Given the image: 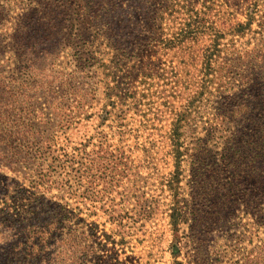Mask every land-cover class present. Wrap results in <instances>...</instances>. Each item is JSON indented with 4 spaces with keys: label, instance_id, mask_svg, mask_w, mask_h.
Returning <instances> with one entry per match:
<instances>
[{
    "label": "trees",
    "instance_id": "trees-1",
    "mask_svg": "<svg viewBox=\"0 0 264 264\" xmlns=\"http://www.w3.org/2000/svg\"><path fill=\"white\" fill-rule=\"evenodd\" d=\"M13 1L17 0L0 3L1 27L11 23L9 7ZM124 2L132 9L123 7ZM214 2L204 0L201 11L187 10L185 24L170 40L157 36L156 29L160 20L177 13L175 8L184 10L173 0L165 2L160 10L149 6L147 0H19L22 11L12 22V32L7 39H0V57L9 47L15 59L12 80L7 82L0 75V167H6L15 175L4 182L0 178V264L88 263L90 251L85 242L90 231L80 232L76 227L83 210L70 208L67 199L77 198L81 187L84 188L79 195L82 203L90 198L94 170L105 174L117 168L127 169L125 162L129 158L125 147L110 151L101 141L93 143L91 137L68 148L59 146L54 136L45 133L47 136L40 138L43 149L50 152L56 146V171L57 168L63 173L69 171L75 177L78 190L71 192L68 187L66 192L69 181L66 178L53 181L52 170L37 175L28 188L17 175L21 167L32 162L28 149L31 141L37 138L27 116L40 88L46 86L47 95L52 93L49 88L55 83L66 89L65 96L56 99L57 132L65 133L74 128L94 96L93 89L86 90L82 83L74 82L78 78H88V71L96 65L110 69L89 51L96 34L107 41L114 66L140 58L147 49L154 50L150 52L153 56L160 53L158 49L169 48L172 44L204 41L202 48L192 51L191 58L194 64L201 66L197 70L201 77L197 83L199 90L193 97L200 99L209 91L217 93L212 114L205 122L210 138L207 141L196 140L189 144L182 141L186 128L193 131L191 119L199 100L185 101L181 110L170 106L166 89L177 76L168 77L163 84L161 80L163 74L173 72V67L165 70L155 63L156 70L140 68L137 72L138 81L145 86L140 101L143 103L151 96L160 99L161 116L157 113L156 120L166 121L163 113L172 118L168 140L175 170L166 186L170 190L179 188L184 172L182 164L186 162L190 167V195L195 205L191 215L192 220H196L194 227L198 228L205 225L200 222L209 217L204 211L208 208L216 220L231 218L237 202L232 203L234 195L244 187L242 179L249 177L258 182V190L245 202L250 204L256 220H264V182L260 183L264 180V11L255 4L249 9L247 22L229 24L224 21L218 25L211 17ZM254 24L256 29L252 30ZM247 32L253 33L254 45L250 42L244 45L234 38L225 42L227 36L243 38ZM65 47L73 51L75 70L66 79L50 76L44 82L39 73L43 63L55 52L57 57ZM236 68L237 85L232 76ZM152 87L156 88L154 92H151ZM114 89L115 86H108L106 94L112 108L117 104L111 97ZM65 98H69L68 101ZM49 100L53 105L55 101ZM70 100L78 111H72ZM152 103L150 100L148 105ZM121 114L123 121L127 112L121 111ZM122 127L125 125L121 123L118 132L121 135L125 133L120 131ZM214 138L219 142L212 145ZM14 140L22 144L14 146ZM171 217L174 225L184 220L180 210L175 208ZM225 227L229 226L225 224ZM258 250L254 248L244 256L246 264H264V248Z\"/></svg>",
    "mask_w": 264,
    "mask_h": 264
},
{
    "label": "rangeland",
    "instance_id": "rangeland-1",
    "mask_svg": "<svg viewBox=\"0 0 264 264\" xmlns=\"http://www.w3.org/2000/svg\"><path fill=\"white\" fill-rule=\"evenodd\" d=\"M147 1L149 6L154 5L160 10L168 0ZM174 1L184 10L175 8L176 14L158 22L157 36L161 39H174V34L179 32L188 18L185 14L187 10L203 9L201 5L204 0ZM0 3L5 4L4 0H0ZM124 3L123 7L132 9L127 7L126 2ZM255 4L259 6L260 11H264V0H215L211 17L218 22V25L224 21L229 24L244 23L247 22L249 9ZM19 5L17 0L9 7L10 11L12 10L9 14L11 23L0 26V39H7L12 32V22L22 11ZM255 29L256 24L252 26V30ZM232 38L244 45L249 42L252 45L255 43L252 32H247L243 38L227 36L225 42ZM104 39L101 35L99 37V34L93 35L94 45L89 51L93 52L99 61L110 66V69L106 70L96 65L88 71V78H78L74 82L82 83L86 90L94 91L93 99L87 103L84 114L76 120L74 128L65 133L57 132L56 99L64 97L66 89L55 83L49 88L52 92L50 95H47L49 92L46 86H42L38 91L27 116V122L33 126L37 138L31 141L32 145L28 149L32 162L21 167L17 178L24 183V187L28 188L37 175L52 170L53 181H59L61 178L69 181L66 192L69 190L68 187H71V192L78 190L75 177L69 171L63 173L59 168L56 171L58 166L56 146L50 152L43 149L40 138L47 136L44 135L45 133L54 136L59 146L68 148L84 143L91 137L94 138L93 143L97 144L101 141L110 151L123 146L129 158L125 162L127 169L117 168L116 171L109 170L105 174L94 170L90 198L82 203L79 195L84 188L81 187L77 198L67 199L70 208L77 210L80 207L83 210L79 218L81 220H77L79 224L76 227H79L80 232L90 231V236L85 242L90 251L87 264H246L244 256L254 248L257 250L264 248V220H256L249 209L250 204L245 202L258 190L256 185L258 182L246 176L242 179L244 187L240 191L241 194L239 192L234 195L232 203L237 202L233 206L234 215L231 218L216 220V217L212 216V210L208 208L204 211L209 217L200 222V224L205 222V225L195 228L196 220H192L191 215V212L195 211V205L192 204L190 195L192 192L190 167L186 162L182 164L184 172L179 188L170 190L166 186V182L172 178L175 170L168 140L172 118L169 114L163 113L162 116H165L166 121L156 120V115L162 108L159 105L160 99L151 96L143 103L140 101L145 86L138 81L137 72L140 68L144 71L156 70L155 63L165 70L174 68L171 74H163L161 84L167 82L168 77L177 76L166 89L170 106L181 110L185 101L190 102L195 98L193 96L199 90L197 83L201 78L198 77L197 70L201 69V66L194 64L191 56L192 51L203 47L204 41L198 44L192 42L172 44L169 48L158 49L160 53H155L153 56L150 52L154 50L147 49L140 58L114 66L111 61L113 53ZM72 54L71 48L65 47L57 57L55 52L46 58L39 72L44 82H46L45 78L50 76L66 79L75 70ZM14 65L13 53L11 48L7 47L0 57V75L6 78L7 82L12 80L11 77L15 73ZM235 73H238V68L232 75L234 84L237 85L239 81ZM23 79L26 80V77ZM108 86H115L111 95L112 101L117 103L115 108L109 106L106 96ZM155 89L152 87L151 92ZM216 96L217 93L209 91L200 99L195 98L194 101H199L192 114L193 131L186 128L182 138L185 144L210 139L207 135L208 131L205 130V122L212 114V107L217 101ZM49 99L55 101L53 105H50ZM68 99L65 98L67 101ZM150 100H153V103L148 105ZM70 101L72 111H78L73 100ZM121 111L127 112L123 121L120 120ZM121 123L125 125L120 129L125 131L122 135L118 133ZM154 127L156 130L153 129ZM217 142L219 141L216 138L211 140L212 145ZM16 144L20 146L22 143L16 141L14 146ZM14 177L15 175L6 167H0L2 182ZM263 182L264 180H260V183ZM52 195L55 196L56 192ZM174 208L179 209L184 218L176 222L177 225L173 224L171 217ZM225 224L229 227H225ZM194 228L197 235L194 234Z\"/></svg>",
    "mask_w": 264,
    "mask_h": 264
}]
</instances>
